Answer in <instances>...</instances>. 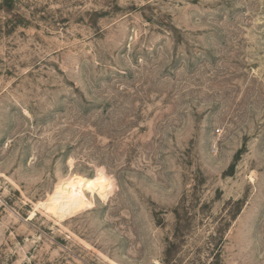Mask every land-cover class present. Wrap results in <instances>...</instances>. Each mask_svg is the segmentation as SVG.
I'll return each instance as SVG.
<instances>
[{
    "label": "rangeland",
    "instance_id": "obj_1",
    "mask_svg": "<svg viewBox=\"0 0 264 264\" xmlns=\"http://www.w3.org/2000/svg\"><path fill=\"white\" fill-rule=\"evenodd\" d=\"M170 242V264H264V0L0 7V264Z\"/></svg>",
    "mask_w": 264,
    "mask_h": 264
},
{
    "label": "trees",
    "instance_id": "obj_2",
    "mask_svg": "<svg viewBox=\"0 0 264 264\" xmlns=\"http://www.w3.org/2000/svg\"><path fill=\"white\" fill-rule=\"evenodd\" d=\"M13 2L14 0H2L0 3V7L5 8V10L9 11V9L12 7ZM174 212L177 217L176 231L178 232L180 228H182V221H184V219L182 218L180 207L175 208ZM217 232H218V237L215 239L212 236V238H214V240H218L222 245L224 240L225 229L224 228H221L220 230L218 229ZM217 245H218L217 243L214 244V246ZM175 248H176L175 242H170L165 252V259H164L165 264H170V260L175 253Z\"/></svg>",
    "mask_w": 264,
    "mask_h": 264
}]
</instances>
